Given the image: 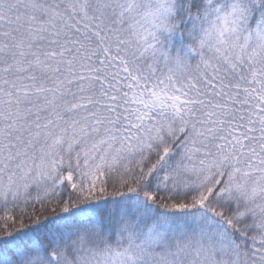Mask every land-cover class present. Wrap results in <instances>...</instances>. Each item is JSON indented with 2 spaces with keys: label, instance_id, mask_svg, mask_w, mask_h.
<instances>
[{
  "label": "snow or ice",
  "instance_id": "6c2138e0",
  "mask_svg": "<svg viewBox=\"0 0 264 264\" xmlns=\"http://www.w3.org/2000/svg\"><path fill=\"white\" fill-rule=\"evenodd\" d=\"M0 264H264V0H0Z\"/></svg>",
  "mask_w": 264,
  "mask_h": 264
}]
</instances>
